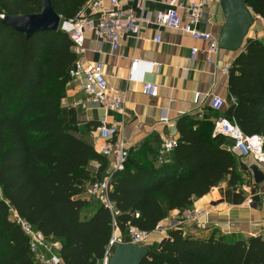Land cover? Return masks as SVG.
<instances>
[{
    "label": "trees",
    "instance_id": "16d2710c",
    "mask_svg": "<svg viewBox=\"0 0 264 264\" xmlns=\"http://www.w3.org/2000/svg\"><path fill=\"white\" fill-rule=\"evenodd\" d=\"M88 1L51 3L70 19ZM41 6V0H0V13L37 14ZM247 7L264 19V0H249ZM75 60L73 43L60 29L26 38L0 23V264H34L10 209L60 242L64 264H97L113 221L121 232L129 225L151 232L170 211L191 206L225 178L234 187L240 180L236 155L225 137L213 135V123L183 116L175 124L176 146L163 163L139 150L111 172L108 198L117 215L97 198L83 197L87 182H101L110 171L107 157L78 136L74 110L62 106ZM227 85L234 102L224 116L246 136L264 138V45L258 40L247 41L230 66ZM140 264H264V238L191 239L178 228L149 247Z\"/></svg>",
    "mask_w": 264,
    "mask_h": 264
},
{
    "label": "crops",
    "instance_id": "0c3cea01",
    "mask_svg": "<svg viewBox=\"0 0 264 264\" xmlns=\"http://www.w3.org/2000/svg\"><path fill=\"white\" fill-rule=\"evenodd\" d=\"M109 6L108 0H101ZM124 8H132L136 14V0H119ZM186 2L187 0H181ZM196 2V0H189ZM166 0H146L148 11L164 10ZM82 12L90 15L91 11L84 7ZM182 15L183 10H179ZM94 22L98 15H93ZM224 17L217 0H208L204 6L202 19L197 25L200 31H209L218 35ZM84 52L76 57L82 63H100L110 89L124 94L125 103L121 112L106 111L92 103L80 85L83 77L69 78L63 108L73 109L76 115L78 136L90 143L96 153L104 144L99 136L98 127L114 125L118 128L115 139L122 142L131 154L139 150L146 151L150 157L160 161V136L177 138L175 124L183 116H198L213 123L218 116H224L228 106L234 100L228 93V75H223L218 68L230 67L242 51L219 50L214 64L206 62L203 51L206 44L195 41L190 34L159 27L154 24L142 28L137 39L125 37L121 40L118 50L113 51L107 42L100 40L91 32L86 31ZM157 36L160 42L154 41ZM258 40L264 45V19L253 18L252 27L247 34V40ZM245 43V45H246ZM197 47L200 52L193 60L190 59V49ZM132 59L138 60L135 71L130 70ZM157 64L155 69L145 65ZM150 82L158 86V95L151 98L142 93V83ZM216 95L225 101L220 112L210 107L211 96ZM167 114L170 124L162 125L160 120ZM225 117V116H224ZM199 119V118H198ZM227 139V138H226ZM227 148L232 145L227 139ZM235 171L240 180L235 185L229 177L212 188L206 195L194 199L191 206L183 210H172L161 222L163 225H173L187 209H207L206 217L199 222L186 223L182 227H174L163 232H153L146 246H159L168 237V231L181 228L185 236L191 239L205 240L210 235L224 236L230 242L246 240L251 236L264 238V182L255 184L251 167L256 165L251 157L237 154ZM108 161V172L112 169V157ZM257 166V165H256ZM97 164L92 163L90 170L95 171ZM90 182L85 184V198ZM248 199L252 203L247 206ZM119 234L128 242L126 231Z\"/></svg>",
    "mask_w": 264,
    "mask_h": 264
},
{
    "label": "built area",
    "instance_id": "2783aa9c",
    "mask_svg": "<svg viewBox=\"0 0 264 264\" xmlns=\"http://www.w3.org/2000/svg\"><path fill=\"white\" fill-rule=\"evenodd\" d=\"M108 2L109 6H105L101 0H89L85 7L91 11L90 15L78 12L74 18L64 19L61 17L59 29L69 36L73 43V53L76 57L84 52V34L86 31H91L100 42L109 43L111 49L116 51L120 47L123 38L130 37L137 39L142 28L154 24L159 27L190 34L193 40L204 42L206 49L203 53L206 55V62L216 66L215 58L219 52L218 35L197 29V25L202 19L204 6L208 0H196V2L189 0L186 2L181 0H166V8L157 11L146 10V0H136L138 14L132 8H124L119 0H108ZM179 10H183L182 15L179 13ZM93 15H98L96 22L93 20ZM4 16L3 13H0V18ZM254 16L256 18L259 17ZM154 41L160 42L161 37L157 36ZM199 52L200 50L197 47H192L190 49V59L193 60ZM150 65L152 69L158 67L155 63ZM137 67L138 60L132 59L130 70L135 71ZM218 69L223 75L227 76L230 67ZM78 77H83V83L80 85V88L92 103L106 111L121 112L123 110L126 101L124 94L109 88L102 64H83L75 60L69 70V78ZM142 93L151 98H155L158 95V86L154 83L143 82ZM224 106L225 101L221 97L216 95L211 96L210 107L213 111L220 112ZM197 117L199 119L201 118L199 114ZM160 123L162 125L170 124L166 113L162 116ZM98 131L100 138L104 140V144L100 147L98 154L104 157H112V171L101 182L90 184L86 189V194L90 197L97 198L114 216L117 215L114 203L108 198L111 172L123 168L129 150L124 147L122 142L115 139L118 133L117 126L101 125ZM217 134L231 141L232 145L229 147V150L232 153L242 157H251L264 174L263 137L246 136L233 119H228L221 115L214 120L213 135ZM160 137V163H163L165 156L169 155L175 148L176 140L168 138L165 135H161ZM1 197L0 192V200L2 199ZM251 203L252 200L248 199L246 205L249 206ZM208 213L209 211L207 209H187L175 221V224L165 226L160 221L151 232L143 231L136 226L129 225L125 230L129 239L128 242L119 234V229L113 221L112 233L105 253L97 264H108L114 247L117 244L130 243L138 246H146L153 232H163L174 227H182L186 223L199 222ZM9 214H11L10 220L26 236L29 252L34 264H64L59 256L60 245L56 241L46 237L42 232L19 217L12 209L9 210Z\"/></svg>",
    "mask_w": 264,
    "mask_h": 264
},
{
    "label": "water",
    "instance_id": "95a60500",
    "mask_svg": "<svg viewBox=\"0 0 264 264\" xmlns=\"http://www.w3.org/2000/svg\"><path fill=\"white\" fill-rule=\"evenodd\" d=\"M217 1L224 17V23L218 33L219 50L242 51L255 15L247 7L249 0ZM41 5L40 13L5 15L0 18V23L24 34L26 38L41 32L58 31L61 16L54 11L51 0H41ZM251 170L255 184L264 182V174L256 165H253ZM148 251V246L117 244L108 264H140Z\"/></svg>",
    "mask_w": 264,
    "mask_h": 264
},
{
    "label": "rangeland",
    "instance_id": "374dc122",
    "mask_svg": "<svg viewBox=\"0 0 264 264\" xmlns=\"http://www.w3.org/2000/svg\"><path fill=\"white\" fill-rule=\"evenodd\" d=\"M86 4H87V3H86ZM86 4H85V6H86ZM85 6H84V7H85ZM84 7H83V8H84ZM83 8H82V9H83ZM82 9H81L79 12H82ZM83 64H90V63H83ZM94 64H95V63H94ZM105 78H106V77H105ZM107 84H108V83H107ZM9 215H10L9 217H10V219H11V214H9ZM56 242L61 246L60 242H58V241H56Z\"/></svg>",
    "mask_w": 264,
    "mask_h": 264
},
{
    "label": "clouds",
    "instance_id": "9594fccd",
    "mask_svg": "<svg viewBox=\"0 0 264 264\" xmlns=\"http://www.w3.org/2000/svg\"><path fill=\"white\" fill-rule=\"evenodd\" d=\"M145 67H147V68H151V65H145Z\"/></svg>",
    "mask_w": 264,
    "mask_h": 264
}]
</instances>
